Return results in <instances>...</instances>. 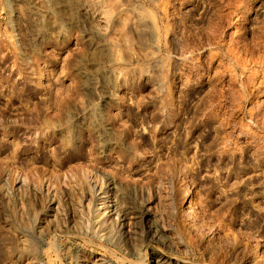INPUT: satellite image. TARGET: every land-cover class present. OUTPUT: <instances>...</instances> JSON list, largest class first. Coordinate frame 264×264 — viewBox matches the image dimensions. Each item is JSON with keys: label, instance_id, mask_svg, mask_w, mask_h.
<instances>
[{"label": "rangeland", "instance_id": "obj_1", "mask_svg": "<svg viewBox=\"0 0 264 264\" xmlns=\"http://www.w3.org/2000/svg\"><path fill=\"white\" fill-rule=\"evenodd\" d=\"M94 175L130 216L103 236L77 231ZM19 254L264 264V0H0V264Z\"/></svg>", "mask_w": 264, "mask_h": 264}, {"label": "bare ground", "instance_id": "obj_2", "mask_svg": "<svg viewBox=\"0 0 264 264\" xmlns=\"http://www.w3.org/2000/svg\"><path fill=\"white\" fill-rule=\"evenodd\" d=\"M248 9H249V6H247V10ZM84 74L87 75V73H84ZM96 129H97V131H96L97 132V136L96 137L99 138V140L103 139L101 141H104L105 140V138H104L105 136L103 137V134H102V131H101L102 130V127H99L98 126V128H96ZM83 171H85V170L83 169ZM86 172H84V173H86ZM87 178H88V176H87ZM89 179H90V177H89ZM91 179H92V176H91ZM2 180H5V179H2ZM15 181H14L15 182V185H14L15 191L16 192L17 191H23L22 190V187H23L24 184H26V181H27L26 176H24L23 174H18L15 177ZM43 182H44V184L47 183V188H48L47 190H50V192H51V189H52L51 186H50L51 183H49L47 181V179H44V178H43ZM91 183H92L94 189L93 190H87L84 193V195L83 194L82 195L84 196V199L83 200L85 202V205H86L87 209L91 211V215H92V217H93L94 220L92 221L91 227L86 226V227H83L82 229H79L77 231L80 232V233L86 234L88 236L89 235L95 236L98 233L103 236V235L106 234L103 231L104 227H106V224L110 220H112L113 218H118L119 215L124 216L125 218H127V216H129V214L127 215L126 212H128L129 210L126 209V210H128V211H126L124 209V211H123L121 209L122 206H124V198L125 197H124L123 190L121 189V187L119 185H116L113 182L107 181L106 179L104 180V179H102V177H99V176L98 177L97 176L95 177V175H94V178L91 180ZM63 185H64V183H63ZM187 194H188V190H187ZM51 209H52V211H56L57 210V205L51 206ZM183 210H184V213L187 215V219L189 221H191L192 219L195 218V215L193 213V210H191V207L188 204L184 207ZM57 212H55V213H57ZM141 218H143V221L145 223H147L146 225L150 229V231H149L150 234L158 237L157 233L153 229L154 226L152 225V222L150 220V217L148 215L147 210H144V212L141 215ZM50 229H52L58 235L61 234L60 232H62V230L60 229V226H55L54 228H50ZM105 237H107V236H105ZM24 238L25 237L22 238V236L18 235L17 240H16L17 244L20 245L22 248L23 247L28 248L29 251H30L31 256L35 255L36 252L40 250L39 247H38V245H37V242H32V243H28L27 242V243H25L26 242V238L25 239ZM16 257H17L16 259H19L18 260L19 262L20 261L21 262H24L23 264H35L36 263L34 261L35 257H33L34 259L31 260V262L29 260L25 262V258H22L21 259L20 258L21 257L20 254L17 255ZM32 261H34V262H32ZM93 262H96V261L93 260ZM154 264H167V261L161 255H156L154 257ZM168 264H171V263H168Z\"/></svg>", "mask_w": 264, "mask_h": 264}]
</instances>
